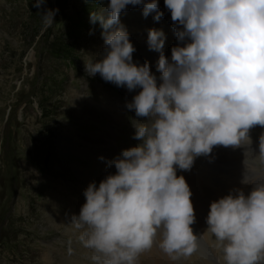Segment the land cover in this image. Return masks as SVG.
<instances>
[{
	"label": "clouds",
	"instance_id": "1",
	"mask_svg": "<svg viewBox=\"0 0 264 264\" xmlns=\"http://www.w3.org/2000/svg\"><path fill=\"white\" fill-rule=\"evenodd\" d=\"M44 0H36L40 8ZM171 12L178 41L171 62L164 56V33L150 29L148 47L160 52L157 77L145 62L133 63L136 51L120 13L128 5L143 6V16L158 11V0H110L106 10L90 15L99 22L105 52L85 70L129 91L142 89L127 107L137 117L134 139L142 141L112 163L117 170L97 187L89 184L86 202L72 225L81 230L84 247L96 264H137L153 247L172 260L190 256L198 236L191 191L177 168L190 171L194 160L215 146L251 144L250 130L264 128V0H164ZM59 9L42 16L54 23ZM106 13V14H105ZM182 27V30H181ZM264 161V135L259 142ZM103 159V157H101ZM242 183H249L244 177ZM207 229L200 238L214 237L224 264H264V184L246 196L242 191L210 204Z\"/></svg>",
	"mask_w": 264,
	"mask_h": 264
},
{
	"label": "rangeland",
	"instance_id": "2",
	"mask_svg": "<svg viewBox=\"0 0 264 264\" xmlns=\"http://www.w3.org/2000/svg\"><path fill=\"white\" fill-rule=\"evenodd\" d=\"M109 2L44 0L43 5L37 8L34 6L36 0H0V140L4 142L0 149V218L8 216L9 219L2 230L1 240L10 243L8 251L16 247L19 252L13 254L15 260L9 263L2 258L6 249L3 245L0 264H96L92 259L96 253L92 249L78 247L81 239L76 235L81 234V230L72 225V217L80 211L74 209L78 196L71 186H79L85 178L98 171L101 153L109 145L114 152L108 137L115 139L120 148L133 125L148 122V118L137 117L135 110L127 107L142 89L129 91L126 87L105 82L98 73L90 76L85 70L90 60L98 61L103 57L106 47L103 29L99 22L91 21L90 15L106 10ZM139 6L128 5L126 9L135 11ZM48 9H59L51 26L45 25L42 16ZM162 9L166 11L163 6ZM123 12L119 18L121 25ZM168 13L171 15L169 9ZM165 17L170 19L167 14ZM129 21L125 14L123 25ZM167 25L172 27V23L167 22ZM45 28L52 34L49 51L40 48L44 43L41 34ZM126 31L136 49L133 57L147 62L151 73L157 77V83H161V73L156 67L159 54L149 50L148 44L134 37L135 34L133 36L132 32ZM149 58H154V61H148ZM166 58L171 62V56ZM64 59L70 65L76 60L78 70L73 65L65 66ZM35 71H39L37 83ZM63 79L66 82L63 83ZM104 86L115 90L123 104L114 103L115 95L103 91ZM83 91L91 93L90 98L85 97ZM108 104L118 107L119 112ZM8 131L12 138L7 136ZM96 131L103 136H96ZM8 147L14 153L19 172L12 167ZM259 155L256 161L247 158L253 161L254 171L264 169V161ZM230 163L229 158L228 165ZM204 168H201L203 174L191 169L193 175L189 173L186 180L198 188V196L205 204L203 215L207 217L210 204L217 198L209 189L208 193L203 181L199 180L202 177L207 183L208 175ZM99 171L109 176L107 171ZM177 176L183 174L177 171ZM56 177L65 179L67 185H53L52 180ZM104 179L106 176L101 175V180ZM12 180L21 185L19 193L14 192L15 204L10 200ZM254 180L257 177H251V181ZM86 189H82L84 201ZM56 193L64 199L66 213L59 210L62 200L54 197ZM204 225L207 226L196 219L191 226L194 234H198L197 246L204 244L203 238H200ZM30 235L47 241V244H33ZM158 237L162 239L161 234ZM49 241L61 248L55 249ZM157 243L154 242L153 246ZM29 252L33 253L32 257L25 256ZM21 256H25V263L19 260Z\"/></svg>",
	"mask_w": 264,
	"mask_h": 264
},
{
	"label": "bare ground",
	"instance_id": "3",
	"mask_svg": "<svg viewBox=\"0 0 264 264\" xmlns=\"http://www.w3.org/2000/svg\"><path fill=\"white\" fill-rule=\"evenodd\" d=\"M138 40H140V39H138ZM140 41L143 42V43H146V42H144L142 40H140ZM162 52H163L165 57L167 55L171 56V54L168 53V52H164V51H162ZM155 53L159 54V57H160V55H161L160 52H156L155 51ZM148 61H152L153 62L154 58H149ZM133 63L137 64L138 66H142L144 64L139 58L136 59L134 57H133ZM213 155H214V152H212L208 156L197 157L195 160L201 161L203 163V167H206L207 165L211 164V159H212ZM255 155L257 156V154H255ZM239 166L243 167L244 169H249V170H253L254 171L253 161H252V165L249 164V166H243L242 164L239 163ZM191 169L196 171V172H198V173L200 172V173L203 174L201 168H197L194 165L192 166ZM177 171H179V172H181L183 174L185 180L187 179L188 174L190 173V171L180 170L178 168H177ZM191 175H193V174H191ZM196 175L198 176V174H196ZM199 180L203 181L204 186H205V188H206V190L208 192L206 181L202 177H200ZM195 181H197V180H195ZM186 182H187V180H186ZM188 182H187V184H188ZM208 193H206V194H208ZM206 229H207V226L204 225L203 229H202V235L206 231ZM160 234L162 235V232ZM160 237L156 238L155 242H159L160 241L159 240ZM203 240H204V244H199L197 246L196 251H194L190 256H187V257L181 256L178 260H175V261L172 260L166 253H164L159 248V243H157L151 249L146 250L144 253H142L139 256L137 263L138 264H224L223 252H222V250L220 248L216 247L214 237L205 236L203 238Z\"/></svg>",
	"mask_w": 264,
	"mask_h": 264
}]
</instances>
